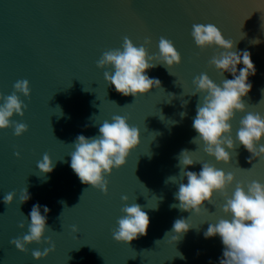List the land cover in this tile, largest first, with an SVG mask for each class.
<instances>
[{
	"label": "water",
	"instance_id": "1",
	"mask_svg": "<svg viewBox=\"0 0 264 264\" xmlns=\"http://www.w3.org/2000/svg\"><path fill=\"white\" fill-rule=\"evenodd\" d=\"M209 23L225 39L236 41L233 51H249L256 69L248 78L251 91L242 98L246 112L230 121L235 140L239 121L247 112L264 116V0H0V95L12 94L14 83L23 79L31 90L29 97L17 93L27 109L22 117H11L28 130L19 137L11 127L0 130V264H219L224 248L221 238L205 239L203 233L209 223L230 219L221 211L225 201L214 193L199 215L170 207L179 203L174 199L180 182L177 156L184 149L194 151L195 161L232 172L238 181L262 184L264 158L249 163L251 154L240 145L231 153L230 164H217L204 154L198 140L191 142L198 135L192 122L200 99L199 94L191 96L192 80L201 73L218 85L233 78L209 66L218 51L215 46L201 51L191 37L193 24ZM125 36L136 46L150 38L149 55L158 54L163 36L181 55V63L169 69L172 75L162 65L147 70L150 78L161 81V88L135 101L105 82L103 73L112 72L110 66H96L104 51L121 48ZM241 67L237 66L238 71ZM169 93L175 98L166 103L171 100ZM183 101H188L184 107ZM181 112L186 116L181 117ZM114 115L128 117V124L139 129L140 143L130 151L125 165L106 177L105 195L80 182L70 167V153L78 135H99V126L105 120L111 122ZM45 153L55 167L41 174L36 165ZM200 170L199 163L186 169ZM171 176H177L175 183L166 184ZM183 182L187 183L186 177ZM234 187L235 183L227 189L229 196ZM24 188L30 199L20 204ZM9 192L16 195L6 206L3 197ZM124 195L128 205L139 204L150 220L147 234L128 245L112 238L123 215ZM37 203L42 215L43 206L50 209L44 237L55 244V251L40 260L31 253L43 252L48 244L26 245V253L10 244L27 234L29 213ZM179 218H188L193 228L173 243L171 229ZM20 222L25 224L23 229L18 227ZM73 225L77 233H72Z\"/></svg>",
	"mask_w": 264,
	"mask_h": 264
},
{
	"label": "clouds",
	"instance_id": "2",
	"mask_svg": "<svg viewBox=\"0 0 264 264\" xmlns=\"http://www.w3.org/2000/svg\"><path fill=\"white\" fill-rule=\"evenodd\" d=\"M256 11L262 13V9ZM251 15L252 13L244 20ZM261 27L264 28V24ZM244 36L243 33L241 39ZM191 37L201 51L215 46L218 51L208 61L209 66L214 67L223 77L225 72L233 77L223 79L219 85L206 73H201L192 80L195 91L191 96L199 94L200 99L192 122V128L198 135L191 142L197 144L198 140L203 145L204 154L214 157L217 164L221 162L225 165L230 164L231 153L240 145L251 154L249 163L252 159L264 158V144L261 143L264 137V116L247 112L239 121L235 140L230 123L237 113L246 112V104L242 98L251 91L252 84L248 78L254 76L256 72L250 52L233 51L236 41L225 39L220 29L211 23L193 24ZM251 43L258 44L259 40H253ZM150 44L151 39L145 38L143 44L136 46L125 36L121 48L104 51L96 64L100 69L110 66L113 71L103 73L105 82L114 86L117 93L133 96L134 101L138 96L148 94L153 88H161V81L158 78H150L146 74L147 70L162 65L172 75L169 69L181 63V55L171 40L161 36L158 54L155 55L148 53L146 45ZM238 65H243L239 71ZM13 89L12 94L8 96L0 95V100H3L0 104V130L11 127L14 129L13 134L19 137L28 130V126L11 120L14 114L22 117L24 110L27 109V105L20 100L17 93L29 97L31 90L26 79L16 81ZM169 94L171 100L166 103H171L175 98V94ZM187 103L188 101H183L181 106L184 107ZM180 115L184 117L186 112H181ZM98 131L97 136L85 137L81 134L75 138L73 142L75 150L70 153V167L82 184L89 185L106 195L109 183L106 177L111 175L113 169L125 165L130 151L140 143V132L137 127L128 124V117L120 115L112 116L111 122L105 120ZM193 152L184 149L177 156L180 182L174 199L179 203H174L170 207L199 215L204 202L211 204L213 194L218 193L225 201L221 211L225 216H230V219L221 218L215 224L209 223L203 236L205 239L217 235L221 238L224 248L219 264H264V184L256 180L250 183L238 181L232 172L225 173L214 164L193 160L191 155ZM14 155L19 157V153ZM197 163L201 164L198 173L186 171L188 167ZM36 167L41 174H48L53 171L55 165L45 153ZM185 177L187 183L183 182ZM176 178L177 176H171L165 183L169 181L175 183ZM234 183V190L229 196L227 189ZM15 195V192H9L3 197V203L6 206L11 205ZM29 199L27 188L22 189L19 196L20 204ZM121 201L124 202L121 208L123 215L116 221L117 227L112 230V238L117 243L128 245L147 234L150 220L139 204H127L126 195L121 196ZM41 207L38 203L32 206L27 234L22 238L10 240L11 245L25 253L28 251L26 245L34 242L48 244L49 247L44 248L43 252L38 249L32 251L31 255L35 260L47 257L49 253L55 251V244L51 238L44 237L48 228L47 214L50 209L43 206L42 215ZM18 227L23 229L24 222H20ZM191 228L193 227L188 223V218L176 219L172 225L171 233L174 235L171 236L170 242H179ZM71 231L77 233L78 229L73 225ZM177 256L184 259L181 253Z\"/></svg>",
	"mask_w": 264,
	"mask_h": 264
}]
</instances>
